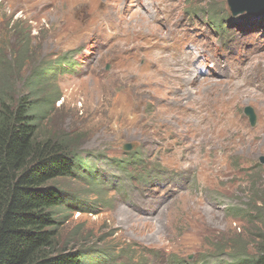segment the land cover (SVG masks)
Masks as SVG:
<instances>
[{
	"label": "rangeland",
	"instance_id": "374dc122",
	"mask_svg": "<svg viewBox=\"0 0 264 264\" xmlns=\"http://www.w3.org/2000/svg\"><path fill=\"white\" fill-rule=\"evenodd\" d=\"M222 12L232 16L226 0H0V62L10 61L8 74L19 75L16 95L27 94L20 81L37 74L33 96L51 97L38 140H63L96 172L93 187L57 182L67 199L94 202L63 214L60 237L69 249L109 251L126 264L192 259L220 241L257 253L251 234L264 219V166L257 163L264 100L248 89L234 93L239 89L219 79L248 66L251 78L264 77V18L234 29L226 42L207 21L208 13L216 24L213 15ZM192 46L198 76L214 79L170 95L176 74L164 59ZM247 106L257 116L254 127L243 114ZM126 144L144 157L139 167L175 174V182L141 191L130 177L150 171L114 168ZM237 208L246 215L232 214Z\"/></svg>",
	"mask_w": 264,
	"mask_h": 264
},
{
	"label": "trees",
	"instance_id": "16d2710c",
	"mask_svg": "<svg viewBox=\"0 0 264 264\" xmlns=\"http://www.w3.org/2000/svg\"><path fill=\"white\" fill-rule=\"evenodd\" d=\"M229 22L230 19L219 26L221 35L230 29ZM7 62H0L4 71L2 77L6 78L0 80V264H114L112 252L69 249L67 246L72 243L60 237L63 214L72 209L81 210L77 205L85 208V203L67 199L57 182L97 179L92 175L93 170L80 164L76 153L69 151L68 143L52 141L49 136L38 140V129L51 104L50 96H33L34 90L40 88L37 74L22 79L20 83L27 87L24 89L27 94L16 95L19 75L8 74L7 68L14 66ZM124 157L133 161L135 155ZM119 162L124 164V161ZM141 184L142 188H148L153 181L142 177ZM262 220V225L251 234L256 242L255 255L241 253L244 245L236 241H220L216 250L230 243L225 250L233 256L232 264H264Z\"/></svg>",
	"mask_w": 264,
	"mask_h": 264
},
{
	"label": "bare ground",
	"instance_id": "6f19581e",
	"mask_svg": "<svg viewBox=\"0 0 264 264\" xmlns=\"http://www.w3.org/2000/svg\"><path fill=\"white\" fill-rule=\"evenodd\" d=\"M144 12L147 19H149L151 22L153 20L151 14L146 11ZM196 56H197L196 48L191 47L188 52L184 53L182 56L176 58L175 60H170L171 58L164 59L168 64L167 67L174 70L176 74L174 79L175 86L173 87V92L171 91L169 92L170 95H173L175 93H183L189 88H192L198 85L200 82H203L204 80L214 79L207 76L203 78H199L197 75H195V71L198 70L200 67V65L196 64V60H195ZM260 65L262 64L259 63L258 66ZM249 72H250V68L247 67L240 70L238 73H234L231 75L223 74V79L219 81H225L232 90L239 89V90H233L234 93L238 91L244 92V90L248 89L250 90V92H253L254 95L256 96L259 95L264 100V77L257 80L254 76L251 78L248 75ZM206 75H210V74L208 73ZM245 93H249V91ZM257 105L259 106V108L261 109L263 108L261 104H257Z\"/></svg>",
	"mask_w": 264,
	"mask_h": 264
},
{
	"label": "water",
	"instance_id": "95a60500",
	"mask_svg": "<svg viewBox=\"0 0 264 264\" xmlns=\"http://www.w3.org/2000/svg\"><path fill=\"white\" fill-rule=\"evenodd\" d=\"M228 5L232 10L234 15L240 14L244 11L247 12L249 16H261L264 13V0H228ZM245 114L249 117V120L253 124L255 117L252 110L245 109ZM132 147L130 145H125L123 150L130 151ZM264 163L263 160H261Z\"/></svg>",
	"mask_w": 264,
	"mask_h": 264
}]
</instances>
